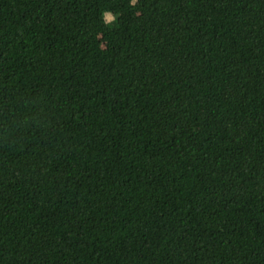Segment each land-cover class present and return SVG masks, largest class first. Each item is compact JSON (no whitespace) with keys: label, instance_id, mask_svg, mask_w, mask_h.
<instances>
[{"label":"trees","instance_id":"16d2710c","mask_svg":"<svg viewBox=\"0 0 264 264\" xmlns=\"http://www.w3.org/2000/svg\"><path fill=\"white\" fill-rule=\"evenodd\" d=\"M0 264H264V0H0Z\"/></svg>","mask_w":264,"mask_h":264},{"label":"rangeland","instance_id":"374dc122","mask_svg":"<svg viewBox=\"0 0 264 264\" xmlns=\"http://www.w3.org/2000/svg\"><path fill=\"white\" fill-rule=\"evenodd\" d=\"M104 17L106 18L108 24L113 25L115 23V17L111 14H105Z\"/></svg>","mask_w":264,"mask_h":264}]
</instances>
